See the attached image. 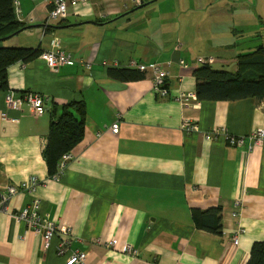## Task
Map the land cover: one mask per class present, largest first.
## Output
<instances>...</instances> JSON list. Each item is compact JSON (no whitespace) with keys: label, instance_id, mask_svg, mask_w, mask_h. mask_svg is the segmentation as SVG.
<instances>
[{"label":"crops","instance_id":"0c3cea01","mask_svg":"<svg viewBox=\"0 0 264 264\" xmlns=\"http://www.w3.org/2000/svg\"><path fill=\"white\" fill-rule=\"evenodd\" d=\"M49 1L15 0L25 27L1 43L42 52L57 38L75 63L50 68L36 57L7 69V90L39 94L50 111L12 110L0 90V193L31 177L40 183L0 211V264H65L76 250L84 264H246L251 245L264 241V140L249 149L250 134L264 129V99L197 100L193 70L204 60L234 72L238 54L264 46V0H224L234 8L228 20L223 0H88L47 23ZM138 63L168 72L166 97L153 92L150 72L135 81L108 74ZM73 101L86 105L84 135L49 177L51 112ZM185 122L196 130L186 133ZM35 200L58 227L46 248L17 217ZM216 207L221 234L196 228L191 210Z\"/></svg>","mask_w":264,"mask_h":264},{"label":"trees","instance_id":"16d2710c","mask_svg":"<svg viewBox=\"0 0 264 264\" xmlns=\"http://www.w3.org/2000/svg\"><path fill=\"white\" fill-rule=\"evenodd\" d=\"M15 0H0V90L8 89L7 69L16 62H28L38 57V49L2 45L6 37L25 26L17 20ZM236 71L213 68L203 63L193 70L197 100H237L247 97L264 99V46L237 55ZM110 77L121 81H135L145 77V72L130 68H109ZM86 105L73 101L59 112L53 110L49 123L47 145L44 150L48 176L60 175L59 162L64 154L71 153L84 135ZM194 225L211 233L221 234L220 208L201 210L193 208ZM246 264H264V241L251 245Z\"/></svg>","mask_w":264,"mask_h":264},{"label":"built area","instance_id":"2783aa9c","mask_svg":"<svg viewBox=\"0 0 264 264\" xmlns=\"http://www.w3.org/2000/svg\"><path fill=\"white\" fill-rule=\"evenodd\" d=\"M88 0H50L48 2V13H47V23L50 21H62L68 16V5H75L79 3L86 2ZM136 4H140L143 0H134ZM31 21V20H29ZM38 58L45 61V63L50 68H57L62 65H73L75 60L69 53H66L61 49L59 40L53 38L51 40V49L42 51ZM203 63L206 62L201 60ZM211 62V60H209ZM182 65L186 66L183 61L180 62ZM135 68L142 72H150L153 82V92L161 97H166L168 95V87L166 84V79L168 72L164 70L160 65L155 63H138L134 64ZM6 105L12 110H21V104L25 103L28 111L34 116L38 117L46 112L50 111V106L48 101L39 94L32 92H23L17 94L12 90H7L5 93ZM183 130L186 133H190L196 130V125L190 122H185L182 125ZM119 130L118 123H114L111 126V131L117 133ZM207 139L211 140L212 135L208 134ZM250 144L249 149L253 147L256 142H261L264 140V129L259 128L252 132L249 136ZM227 141L231 145L242 147L245 145V138L243 136H228ZM71 158V153L64 154L59 162V172L65 168L67 161ZM39 181L36 177H31L20 184L8 185L4 192L0 193V211L7 209V202L9 199L21 190L32 191L35 187L39 185ZM238 202H235L234 207H237ZM235 217L237 216L236 211L232 213ZM17 217L26 222V224L33 229L36 233H39L42 237L43 247L46 248L53 236L56 234L58 227L50 220H47L39 212V202L37 200L33 201L31 204L25 206L18 214ZM243 230L240 229L235 233L233 237V243H238V234ZM69 244V240H62L57 246V253L64 254L65 249ZM135 252V251H134ZM86 260V253L82 251H74L67 258L65 264H84Z\"/></svg>","mask_w":264,"mask_h":264},{"label":"rangeland","instance_id":"374dc122","mask_svg":"<svg viewBox=\"0 0 264 264\" xmlns=\"http://www.w3.org/2000/svg\"><path fill=\"white\" fill-rule=\"evenodd\" d=\"M223 4H224L223 13H222V16L224 17L223 19L224 20H226V19L228 20V17H230V18L234 17L235 16V15L233 16L234 8H231V7L227 8V7H225L224 0H223ZM224 20H223V22H224Z\"/></svg>","mask_w":264,"mask_h":264},{"label":"water","instance_id":"95a60500","mask_svg":"<svg viewBox=\"0 0 264 264\" xmlns=\"http://www.w3.org/2000/svg\"><path fill=\"white\" fill-rule=\"evenodd\" d=\"M148 3H149V1H145V0H143V1L139 4L138 7H142V6H144V5L148 4ZM21 30H22V29H21ZM21 30H19L18 32H20ZM18 32H15L14 34H16V33H18ZM8 37H10V36H8ZM8 37H6V38H8Z\"/></svg>","mask_w":264,"mask_h":264}]
</instances>
